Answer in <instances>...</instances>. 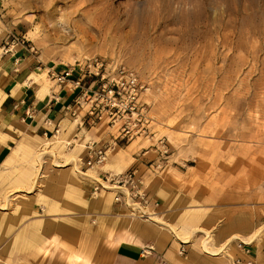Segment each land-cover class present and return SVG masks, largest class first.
I'll return each mask as SVG.
<instances>
[{"label":"rangeland","instance_id":"1","mask_svg":"<svg viewBox=\"0 0 264 264\" xmlns=\"http://www.w3.org/2000/svg\"><path fill=\"white\" fill-rule=\"evenodd\" d=\"M0 12L12 25H26L20 35L22 44L40 59L45 69L39 72L46 79L47 69L79 72L84 62L97 59L107 69L119 63L133 69L147 88L141 97L150 106L154 137L132 139L128 147L112 144L106 153H118L122 160L130 158L132 152L148 151L145 165L152 167L141 166L135 178L147 200L114 201L117 191L126 190L112 186L105 176L124 172L121 169L112 174L111 169L101 170L97 180L83 179L73 175L67 162L56 167L48 155L39 160L43 154L36 156L39 162L31 163L30 180L37 179L33 187L28 189L23 182V188H16L22 187L21 182L7 189H19L11 195L16 202L12 201L10 209L29 213L30 220L68 213L70 207L77 213L76 255L68 253L67 259L85 260L93 253L94 243L99 244L94 246L100 252L107 253L115 243V230L138 222L162 225L160 219L183 235L196 228L187 242L171 232L178 239V248L180 243L201 245L203 215L218 217L217 222L212 220L213 230L221 224L235 225L239 230L252 222V242L263 238L264 0H0ZM83 113V109L77 110V120L67 114L71 129L84 131L89 126ZM100 122L115 137V129L104 120ZM158 138L166 143L163 155ZM77 141L60 143L67 150ZM90 144L85 146L86 155ZM42 148L46 149L44 145L38 149ZM57 155L58 161L65 163L64 153ZM86 157L78 160L81 171L89 168L84 165ZM20 164L24 170L25 157L20 158ZM21 175L18 172L16 182ZM157 179L168 183L166 199L170 203L163 211L160 200L152 196ZM102 180L112 197L108 214L94 201L103 189ZM73 184L76 189L69 186ZM30 220L24 224L19 221L18 226L31 227ZM19 238L13 236L14 240ZM34 238L22 237L28 246L35 243ZM238 241L243 242L241 247ZM252 242L233 241L236 248H244L243 255L249 253L247 246ZM201 249L205 250L203 244ZM43 251L49 253L47 245ZM258 261L254 257L232 258L230 264Z\"/></svg>","mask_w":264,"mask_h":264},{"label":"crops","instance_id":"2","mask_svg":"<svg viewBox=\"0 0 264 264\" xmlns=\"http://www.w3.org/2000/svg\"><path fill=\"white\" fill-rule=\"evenodd\" d=\"M25 29L24 23L12 25L0 12V264H160V259H163L165 264H230L232 258L247 260L252 257L259 258L257 264H264V236L260 240L255 239L256 241L252 242V222L247 226L239 227V230L235 225L234 227L229 225L222 227V224L213 230L215 222L212 220L216 219L217 222L218 217L203 215L200 217L199 228V243L201 245L199 244L198 247L193 244L180 243L179 248L177 247L178 239L171 232L179 233L181 237L185 238L184 240H188L196 228L190 229L186 235H183L177 229L175 230L170 223L160 218V221L169 225H164V223L162 225L153 223L144 225L138 222L132 227L129 225L125 229L115 230L112 234L115 236V243L111 245L112 249L107 253L100 252L97 247L99 244L94 243L91 248L93 253L87 255L85 260L71 261L67 259V254L74 256L76 254L73 253L77 250L76 240H74L75 233H77V213L71 212V207L68 213H53L50 216L36 217L31 220L29 213L22 211L14 213L10 209V204L14 200L11 195L19 189L14 191L7 189L13 185H19L21 182L22 187L16 188H23L25 186L23 182L29 185L28 189L33 187V183L37 179L30 180L29 176L33 172L31 163L34 160L37 162L43 160L45 155L49 156L47 159H51V162L54 158L56 159L59 164L52 163L56 167H63L66 162L69 163L73 175L83 179L89 177L97 180L96 174L101 170L111 169L112 173L116 169L117 171L119 169L123 171L135 169L136 172H140L143 165L152 167L151 164L145 165L147 160L144 156L148 151L144 153L140 150L130 154V158L134 161H131L128 156L121 160L119 154L115 153L109 155L106 164L102 167L99 166L93 173H81L78 160L88 157V154L85 153V146L89 141L94 143L97 148H106L112 144L118 147L123 144L128 147L130 142L116 140L114 143V137L110 135L109 131H105L101 122H95L93 125L84 119L89 124L84 127V131L83 128L78 127L71 129L72 121L67 117L66 109L73 107L74 100L81 91L80 87H74L72 81L78 80L79 84L85 87L91 84L93 78L74 72L73 76L65 83L57 85L50 73L58 72V70L47 69L46 77L48 78L46 79L39 72V70L45 69L40 59L22 44L20 35L26 31ZM5 43L9 45L8 50ZM55 134L60 135L61 141L68 139H78V141L72 148L65 150L62 148L61 141L48 140ZM77 136L80 138H76ZM41 145H44L46 149L39 150ZM50 151L55 157L50 154ZM39 152H43V156L38 160L36 155ZM62 153L65 156V163H61L57 159V154ZM69 155L75 158L74 163L68 161ZM22 156L27 161L24 170L20 164ZM75 168L81 172H77ZM18 172L22 173L19 183L16 182ZM14 179L15 181H13ZM153 185L152 196L160 200V207L163 211L166 204L170 203L166 199L168 183L163 179H157ZM69 186L76 189L74 184ZM225 195H230V193H224L223 196ZM111 198L110 191L102 190L99 198L94 201L97 205H102L103 212L108 214ZM50 199L52 200V198ZM170 218L174 219L175 217L171 216ZM29 220L31 227L18 226L19 221L24 224L23 221ZM167 228L169 231L166 230ZM14 235L21 236V238L14 240ZM29 235L35 237L32 239L35 243L30 246L22 239ZM238 235H242L244 238ZM236 238H240L245 243H253L252 246H247L249 253L243 255L241 250L244 251V248H236L233 243ZM47 240L53 241L47 244ZM204 242L216 254L202 250L201 246ZM46 245L49 250L48 254L43 251V247ZM145 245H154L157 249L153 251L154 256L151 259H148L142 252ZM181 247L186 251L184 255L179 253ZM221 249L223 252L217 254Z\"/></svg>","mask_w":264,"mask_h":264},{"label":"built area","instance_id":"3","mask_svg":"<svg viewBox=\"0 0 264 264\" xmlns=\"http://www.w3.org/2000/svg\"><path fill=\"white\" fill-rule=\"evenodd\" d=\"M5 45L8 50V43ZM87 61L78 69V73L90 76L93 80L85 87L81 86L78 80L72 81L74 87H80L81 91L76 96L73 107H67L68 113L75 117L77 110L83 109L82 116L86 117L88 122L95 123L104 120L108 127L115 129L114 143L116 140L130 141L137 137L153 138L154 120L150 114V106L141 97L147 88L138 74L121 63L112 69H107L103 61L97 59ZM73 73L72 68H67L52 72L50 75L57 85H61L70 79ZM157 141L160 144L162 155L167 153L164 139L158 138ZM88 146L85 166L102 163L107 151L112 147L108 145L106 148H97L94 143ZM135 178V169L116 173L111 177L105 176L107 182H112L111 185L123 187L127 191V193L117 191L118 195L114 196L115 202L122 201L126 204L128 199L132 200L134 197L147 200L148 196L140 193L141 190ZM97 189L98 186H95L94 191L96 192ZM242 244V241H238V246L241 247ZM147 251H155L153 245H145L142 248L143 253L146 254ZM183 251L184 248L181 247L179 253L182 254ZM160 264H165V261L160 259Z\"/></svg>","mask_w":264,"mask_h":264},{"label":"bare ground","instance_id":"4","mask_svg":"<svg viewBox=\"0 0 264 264\" xmlns=\"http://www.w3.org/2000/svg\"><path fill=\"white\" fill-rule=\"evenodd\" d=\"M70 115V114H69ZM70 117L72 118V119H74V120H77V118H75V117H72L71 115H70ZM102 123V122H101ZM48 140L49 141H61V140H59V137L57 136V134H55L54 135V137H52V138H48ZM62 142V141H61ZM65 144H68V143H65ZM69 148V147H68ZM88 148H89V146H88ZM52 154H53V152L52 151H50ZM42 154H43V152H39V153H37V157H41L42 156ZM55 156V155H54ZM108 157H109V154H108V156L106 155V157H105V159L103 160V162L102 163H104V162H106V160L108 159ZM68 161L69 162H75V158L73 157V156H70L69 155V158H68ZM53 163L55 164V165H58L59 163L54 159L53 160ZM102 163H99V164H102ZM99 166H101V165H98V164H93L92 166H88L89 168H88V170H86V171H79L77 168H75V170L77 171V172H81V173H93ZM112 174V173H111ZM103 182L101 183V185H103V191H110V190H108V188L109 187H107V182L106 181H104V180H102ZM109 185V184H108ZM112 186H114V185H112ZM115 187H117V186H115ZM118 188H123V187H118ZM125 189V188H124ZM126 193H127V191H126ZM194 233V232H193ZM188 240H184V242H187ZM154 247V246H153ZM203 247H204V249L208 252V253H210V254H216V252L214 251V250H212V249H210L209 247H207V245L205 244V242L203 243ZM154 250H155V248H154ZM156 251V250H155ZM146 255H152V256H154V253H153V251H151V252H149V251H147L146 252Z\"/></svg>","mask_w":264,"mask_h":264}]
</instances>
